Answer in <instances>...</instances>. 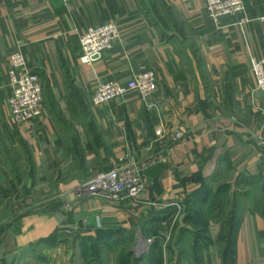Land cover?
I'll use <instances>...</instances> for the list:
<instances>
[{
    "label": "crops",
    "instance_id": "obj_1",
    "mask_svg": "<svg viewBox=\"0 0 264 264\" xmlns=\"http://www.w3.org/2000/svg\"><path fill=\"white\" fill-rule=\"evenodd\" d=\"M242 2L214 25L203 0H0V264L36 250L48 264H264V196H242L264 183V92L251 71L264 0ZM109 22L119 40L81 64L80 36ZM14 53L43 81L33 124L9 117ZM146 69L158 81L147 103L129 93L93 105L98 84ZM120 158L146 169L134 201L77 191Z\"/></svg>",
    "mask_w": 264,
    "mask_h": 264
},
{
    "label": "built area",
    "instance_id": "obj_2",
    "mask_svg": "<svg viewBox=\"0 0 264 264\" xmlns=\"http://www.w3.org/2000/svg\"><path fill=\"white\" fill-rule=\"evenodd\" d=\"M203 2L205 14L214 25H218L225 17L244 12L242 0H203ZM257 21L264 24V17ZM119 37V29L114 22L87 28L79 39L80 63L91 65L96 59L102 58L113 49ZM251 71L257 89L264 92V57L251 61ZM8 78L11 86V96L7 103L10 120L15 125L33 124L43 113L42 79L29 72L27 63L20 53H14L9 57ZM157 90L158 81L155 71L146 69L123 84L116 82L98 84L92 94V103L95 106L105 105L129 93L135 94L143 103H147ZM162 134L161 128L155 131L156 137H161ZM182 136L179 132L174 138L179 140ZM145 170V166L141 163L120 158L110 170L99 172L81 183L77 191L99 196L113 203L134 201L146 189ZM171 206L174 213L169 220L175 222L183 212V207L180 204ZM163 226L166 224L163 223ZM159 236L168 239L165 233ZM141 250L143 256L149 249L145 246Z\"/></svg>",
    "mask_w": 264,
    "mask_h": 264
},
{
    "label": "rangeland",
    "instance_id": "obj_3",
    "mask_svg": "<svg viewBox=\"0 0 264 264\" xmlns=\"http://www.w3.org/2000/svg\"><path fill=\"white\" fill-rule=\"evenodd\" d=\"M244 188H246V193H242V196H245L251 202L257 201L262 196H264V183L263 184H259L258 186L254 185L253 183H251V184H248V185H244ZM227 196H228V193L223 190V191H221V195H220L219 200H217L218 202H221V203L223 202V211H224L225 214H226L227 208L229 207L228 206V201H227L229 196L228 197ZM233 196H235V199L236 198L239 199L240 194H236V195L233 194ZM230 211H231L230 209H229V212L227 210V214L226 215H230ZM175 222H174L175 224L173 226L176 227V226H178V222H177V220ZM66 236H68V234L65 233V232H62L60 237H59L58 243H63V241H65V239H66ZM138 236H140L139 238L142 237L141 234L138 235ZM159 239H160L159 234H157L156 236L153 237V240L155 242L159 241ZM53 243L55 244V242H53ZM34 252H35L34 254H29L28 256L24 257V260H20L16 264H48V259L49 258H48V255L46 253L43 254L42 250H36Z\"/></svg>",
    "mask_w": 264,
    "mask_h": 264
}]
</instances>
